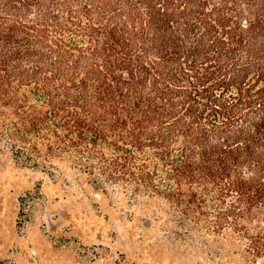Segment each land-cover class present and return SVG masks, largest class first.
I'll return each instance as SVG.
<instances>
[{
	"label": "trees",
	"instance_id": "16d2710c",
	"mask_svg": "<svg viewBox=\"0 0 264 264\" xmlns=\"http://www.w3.org/2000/svg\"><path fill=\"white\" fill-rule=\"evenodd\" d=\"M4 151L264 264V0H0Z\"/></svg>",
	"mask_w": 264,
	"mask_h": 264
},
{
	"label": "rangeland",
	"instance_id": "374dc122",
	"mask_svg": "<svg viewBox=\"0 0 264 264\" xmlns=\"http://www.w3.org/2000/svg\"><path fill=\"white\" fill-rule=\"evenodd\" d=\"M150 214L93 192L84 173H43L0 152V264H199Z\"/></svg>",
	"mask_w": 264,
	"mask_h": 264
}]
</instances>
